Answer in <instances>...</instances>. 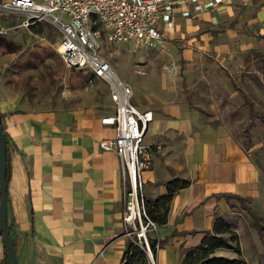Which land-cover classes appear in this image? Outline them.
Returning a JSON list of instances; mask_svg holds the SVG:
<instances>
[{
	"label": "crops",
	"instance_id": "obj_1",
	"mask_svg": "<svg viewBox=\"0 0 264 264\" xmlns=\"http://www.w3.org/2000/svg\"><path fill=\"white\" fill-rule=\"evenodd\" d=\"M173 1L174 25L160 21L163 38L155 45L179 62L186 76L211 61L237 62L264 35V0H223L199 11L191 0ZM182 10L192 16H182ZM11 21L0 11V28ZM6 34L0 33V110L7 140L8 226L19 264H122L130 238L122 222L120 159L99 146L103 138L115 135L113 127L102 122L114 112L110 91L104 88L108 84L99 80L92 94L76 99L66 87L64 95H56L51 80L57 77L60 41ZM30 40L47 41L44 60L50 87L42 100L36 98L34 52L29 45L17 44ZM138 71L146 73L144 67ZM161 79L157 88L131 86L132 102L154 113L145 135L153 160L143 174L144 192L147 199H157L167 193L171 180L189 185L173 195L166 224H157L148 237L165 242L155 252V264H185V253L202 243L216 217L229 221L234 213L223 195L255 199L264 179L230 131L174 97L165 76ZM214 254L238 256L235 249L224 247Z\"/></svg>",
	"mask_w": 264,
	"mask_h": 264
},
{
	"label": "built area",
	"instance_id": "obj_2",
	"mask_svg": "<svg viewBox=\"0 0 264 264\" xmlns=\"http://www.w3.org/2000/svg\"><path fill=\"white\" fill-rule=\"evenodd\" d=\"M223 0H191L196 10L211 8ZM0 11L11 18L9 27L1 34L19 27H31L45 22L60 33L58 51L70 68L88 72L87 83L101 80L108 84L114 112L102 118L115 131L113 137L99 142L102 150L115 152L120 159L123 181L124 210L122 222L125 234L147 254L149 264H155L154 249L148 233L157 228L148 213L144 192V172L151 166L153 154L145 141L152 110H141L133 102V89L123 81L112 63L100 53V24L116 45L137 42L155 45L163 38L159 23L172 27L175 2L173 0H2ZM182 16H192L182 10ZM160 243L155 245L156 250Z\"/></svg>",
	"mask_w": 264,
	"mask_h": 264
},
{
	"label": "rangeland",
	"instance_id": "obj_3",
	"mask_svg": "<svg viewBox=\"0 0 264 264\" xmlns=\"http://www.w3.org/2000/svg\"><path fill=\"white\" fill-rule=\"evenodd\" d=\"M96 25L100 31V53L113 64L123 81L129 83L133 89L134 85L143 88L147 84L157 88L163 81L161 77L165 76L174 97L186 100L190 107L212 117L233 134L250 153L253 162L261 169L264 179V39H258L247 55L235 63L211 61L186 76L179 62H175L171 56L163 55L164 48L133 41L116 45L109 39L108 32L99 23ZM6 35H17L21 40L27 36L42 35L52 43L57 44L60 41L58 30L45 22L28 28L12 29ZM20 43L29 45L34 52L32 54L37 62L36 98L42 100L47 96L50 87L47 84L49 69L44 60V45L47 41L17 42ZM54 65L57 77H52V80L55 78L57 82H51L53 87H57L56 95H64L65 87L72 91L75 99L86 95V92L92 94L95 87L88 85L86 70L67 67L65 81L66 65L59 53ZM141 67L146 69V73L138 71ZM104 88L109 93V86L105 83ZM140 96L138 97L144 98ZM250 203L256 211L264 214V186L261 194L251 199ZM229 221L239 234V244L243 243L240 244L241 257L245 258L248 264H264V243L260 242L251 226L250 217L238 203Z\"/></svg>",
	"mask_w": 264,
	"mask_h": 264
},
{
	"label": "trees",
	"instance_id": "obj_4",
	"mask_svg": "<svg viewBox=\"0 0 264 264\" xmlns=\"http://www.w3.org/2000/svg\"><path fill=\"white\" fill-rule=\"evenodd\" d=\"M95 28H97V25ZM258 37L264 39V35ZM251 105L253 106L252 103ZM245 150L247 149L245 148ZM187 185H189V181L186 180H171L166 183L167 193L165 195L157 199H147L148 213L151 219L158 225L166 224L173 195ZM223 196L226 197L232 207H236L238 203L239 207L248 214L251 219V226L257 231L260 239L264 242V215L254 209L252 203H250L251 198L237 194H224ZM0 236L3 238L1 226ZM157 242V240L150 239V244L154 249V256ZM159 243L163 245L165 242ZM221 247L235 249L240 256L229 258L215 255V250ZM183 262L185 264H248L247 260L241 257L238 232L227 219L221 216L216 217L213 229L208 232L202 243L198 247L190 249L185 253ZM4 264H10L6 247ZM122 264H149V259L146 252L136 242L130 239V243L123 256Z\"/></svg>",
	"mask_w": 264,
	"mask_h": 264
},
{
	"label": "water",
	"instance_id": "obj_5",
	"mask_svg": "<svg viewBox=\"0 0 264 264\" xmlns=\"http://www.w3.org/2000/svg\"><path fill=\"white\" fill-rule=\"evenodd\" d=\"M7 140L0 110V226L10 264H19L16 247L8 226Z\"/></svg>",
	"mask_w": 264,
	"mask_h": 264
}]
</instances>
